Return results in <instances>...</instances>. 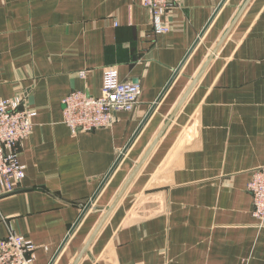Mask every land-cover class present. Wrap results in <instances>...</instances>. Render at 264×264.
<instances>
[{
    "label": "crops",
    "instance_id": "obj_1",
    "mask_svg": "<svg viewBox=\"0 0 264 264\" xmlns=\"http://www.w3.org/2000/svg\"><path fill=\"white\" fill-rule=\"evenodd\" d=\"M222 1L183 0L157 34L142 0H0V100L23 95L38 110L19 146L24 179L0 197V239L13 229L32 240L35 264L67 237L53 264H264L247 189L264 166V0H226L215 15ZM110 65L140 83L138 103L74 134L64 97L99 96Z\"/></svg>",
    "mask_w": 264,
    "mask_h": 264
},
{
    "label": "built area",
    "instance_id": "obj_2",
    "mask_svg": "<svg viewBox=\"0 0 264 264\" xmlns=\"http://www.w3.org/2000/svg\"><path fill=\"white\" fill-rule=\"evenodd\" d=\"M182 1L142 0L155 33L171 30L167 16ZM86 72L81 71V76ZM141 93L140 83L123 82L116 66H106L99 96L76 89L64 97V122L74 134L110 126L116 113L135 107ZM37 115L38 110L31 107L23 95L0 100V197L14 192L24 179L26 166L18 159L19 146L32 133ZM247 189L252 196V214L264 226V166L252 172ZM36 249L32 240L11 229L0 239V264H35Z\"/></svg>",
    "mask_w": 264,
    "mask_h": 264
},
{
    "label": "water",
    "instance_id": "obj_3",
    "mask_svg": "<svg viewBox=\"0 0 264 264\" xmlns=\"http://www.w3.org/2000/svg\"><path fill=\"white\" fill-rule=\"evenodd\" d=\"M226 0H223L221 2V4L219 5V7L217 8L215 15L218 13V11L220 10V8L223 6V4L225 3ZM245 8V7H244ZM244 10V9H243ZM243 10L241 11V13L243 12ZM214 15V16H215ZM228 32L226 33L224 39L226 38ZM198 40L195 41V43L192 45L191 49L189 50L186 59L181 63V65L176 69L174 76L172 77V79L169 81L168 85L165 87V89L163 90V92L161 93L159 99L157 100V102L161 99V97L163 96V94L166 92V90L168 89V87L170 86V84L172 83V81L174 80V78L176 77V75L178 74L179 70L181 69V67L183 66V64L185 63V61L187 60L188 56L191 54V52L193 51V49L195 48V46L197 45ZM211 57L210 59L207 61V63L204 65V67L201 69L199 75L196 77V79L194 80V82L192 83V85L190 86V88L188 89V91L185 93V95L183 96V98L181 99V101L179 102L176 110L174 111V115L176 114V112H178V110L182 107V105L185 103V101L187 100L189 94L191 93V91L194 89V87L196 86L199 78L201 77V75L203 74V72L205 71V69L207 68L208 64L211 61ZM155 103L152 108L150 109L149 113L147 114V117L145 118V120L143 121V123L148 119V117L151 115V113L153 112V110L156 107ZM173 117V115H172ZM143 125V124H142ZM141 125V126H142ZM141 127H139L138 131L140 130ZM138 131L136 132V134L138 133ZM136 134L133 136V138L131 139V141L128 143V145L125 147V149L123 150L122 154L119 156V158L117 159V162L115 163V165L112 167V169L109 171V173L106 175L105 179L103 180V182L101 183L99 189L97 190V192L95 193L93 200L95 199V197L97 196V194L100 192V190L102 189V187L104 186V184L106 183V181L109 179V177L111 176V174L113 173V171L115 170L116 166L118 165V163L120 162L123 154L127 151V149L130 147V145L132 144ZM161 136V135H160ZM159 138L156 139V141L151 145L150 149L148 150V152L146 153V155L143 157L142 161L140 162V164L138 165V167L134 170V172L131 174L130 178L128 179V181L126 182L125 186L123 187L121 193L119 194L117 200L115 201L114 205L111 207V209L109 211H112L116 205L118 204L119 200L121 199L122 195L125 193V191L127 190V188L129 187V185L131 184V182L133 181L134 177L137 175L139 169L141 168V166L144 164V162L147 160L148 156L150 155V153L152 152V150L155 148L157 142H158ZM91 203H88L83 210V213L81 215V217L77 220V222L75 223V225L72 227L70 233L68 236H70L74 229L76 228L77 224L80 222V220L82 219V217L84 216V214L87 212L88 208L90 207ZM109 215V214H108ZM106 219V217H105ZM105 219L101 222V224L99 225V227L96 229V231L93 233L92 237L89 239V241L87 242V244L85 245L84 249L82 250L81 254L78 256L77 260H79L83 254L87 251L90 243L92 242V240L94 239V237L97 235V233L99 232L100 228L102 227V225L104 224ZM69 237H67L68 239ZM67 239L64 241L63 245L59 248V250L57 251L56 255L54 256L53 260L51 261L50 264H53V262L55 261V259L57 258V256L59 255V253L61 252L62 248L64 247ZM77 262H75L76 264Z\"/></svg>",
    "mask_w": 264,
    "mask_h": 264
},
{
    "label": "rangeland",
    "instance_id": "obj_4",
    "mask_svg": "<svg viewBox=\"0 0 264 264\" xmlns=\"http://www.w3.org/2000/svg\"><path fill=\"white\" fill-rule=\"evenodd\" d=\"M254 170H255V169H254ZM254 170H253V171H254ZM253 171H252V172H253Z\"/></svg>",
    "mask_w": 264,
    "mask_h": 264
}]
</instances>
